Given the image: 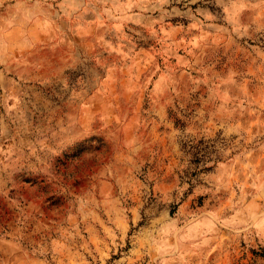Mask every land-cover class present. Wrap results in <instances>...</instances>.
Segmentation results:
<instances>
[{"label": "rangeland", "instance_id": "obj_1", "mask_svg": "<svg viewBox=\"0 0 264 264\" xmlns=\"http://www.w3.org/2000/svg\"><path fill=\"white\" fill-rule=\"evenodd\" d=\"M264 0H0V264H264Z\"/></svg>", "mask_w": 264, "mask_h": 264}, {"label": "trees", "instance_id": "obj_2", "mask_svg": "<svg viewBox=\"0 0 264 264\" xmlns=\"http://www.w3.org/2000/svg\"><path fill=\"white\" fill-rule=\"evenodd\" d=\"M255 255L262 257L264 259V248H260L259 251H255Z\"/></svg>", "mask_w": 264, "mask_h": 264}]
</instances>
